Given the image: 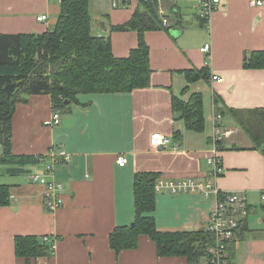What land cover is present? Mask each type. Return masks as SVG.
<instances>
[{"label":"crops","instance_id":"crops-1","mask_svg":"<svg viewBox=\"0 0 264 264\" xmlns=\"http://www.w3.org/2000/svg\"><path fill=\"white\" fill-rule=\"evenodd\" d=\"M253 1L221 0L208 27L187 0L165 1L170 26L145 32L152 68L147 87L79 94L78 102L61 110L57 125L45 124L54 111L51 95H28L16 104L13 154L45 158L18 174L0 166V183L11 185V202L0 206V264H28L16 254L18 235L50 239L49 252L33 257L30 264H191L185 255H159L157 244L147 235L140 236L136 248L117 252L110 235L118 226L133 224L136 173L155 172L167 179L208 177L215 111L223 115L224 127L233 131L221 145L224 173L215 182L222 190L243 191L247 197L260 190L261 195L262 184L255 183L254 172L246 183L244 173L258 162L251 152L254 143L239 122L244 112L264 108V68L245 64L250 52L264 50V4ZM139 7V0L118 8L111 0H90L94 30L111 37L117 57H128L139 39L135 30L115 31L112 26L129 21ZM61 9L62 0H0V33L44 32L56 24ZM42 14L47 20L37 19ZM207 43L209 53L202 52ZM202 68L208 69V77L190 82L186 71ZM212 73L223 81H212ZM195 93L203 98L200 131L187 127L182 113L173 107L174 97L187 102ZM157 132L171 138L168 148L151 144ZM61 150L71 160L58 162L53 176L45 174L48 156ZM120 155L128 158L124 166L117 163ZM36 174L42 175L37 181ZM52 179L65 190L63 205L50 211L44 193ZM214 202L213 195L164 190L156 196V226L163 232L207 230ZM248 223L247 218L229 246L228 264L263 263L248 248ZM198 264H207L206 258Z\"/></svg>","mask_w":264,"mask_h":264},{"label":"trees","instance_id":"trees-1","mask_svg":"<svg viewBox=\"0 0 264 264\" xmlns=\"http://www.w3.org/2000/svg\"><path fill=\"white\" fill-rule=\"evenodd\" d=\"M133 17L115 31L135 30L139 43L128 57H117L110 36L94 31L90 0H62V9L53 28L44 32L0 33V166L9 173L26 172V165L39 163L43 156L14 155L12 152V119L16 104L28 95L49 94L54 110H65L78 102L82 93L129 92L150 85V47L145 39L148 30L163 27L158 0H139ZM245 64L249 68H264V50L249 53ZM194 82L208 77V69L187 70ZM175 111H180L187 127H204L203 98L195 93L185 102L173 98ZM242 128L254 143L264 144V108L244 112L239 117ZM159 173L135 174L136 214L133 225L118 226L110 235L113 249L136 248L141 235L149 236L159 255H185L191 264L205 258L213 241L209 230L163 232L158 230L153 216L156 208V182ZM11 202V185L0 183V206ZM242 228L239 234L242 233ZM16 254L28 260L49 252L48 242L35 235L15 238Z\"/></svg>","mask_w":264,"mask_h":264},{"label":"built area","instance_id":"built-area-1","mask_svg":"<svg viewBox=\"0 0 264 264\" xmlns=\"http://www.w3.org/2000/svg\"><path fill=\"white\" fill-rule=\"evenodd\" d=\"M165 1L177 3L181 0H158V10L163 27H169L170 17L168 11L162 5ZM196 9L198 16L203 20L205 26H209V21L212 13L219 8L221 0H187ZM130 4V0H111V5L114 8L125 7ZM253 5H263L264 0H256ZM47 15L42 14L37 17L39 21L47 20ZM210 44H205L201 47V51L209 53ZM211 80L216 82L223 81L222 77L217 74H211ZM221 106L220 104L217 105ZM214 129L211 147V155L208 158V163L212 166L207 178L200 179L195 177H184L178 179L158 178L156 182V192L160 193L168 190L173 194L183 192H198L205 197L214 196V206L209 215L208 230L213 236V241L208 247L206 255L207 264H228L229 262V246L239 236V230L247 220L250 213V205L247 194L239 190H222L219 188L215 180L222 175L223 166L220 150L224 140L232 134V129H228L223 125V115L219 111H215ZM61 121V110H54L50 119L45 121L46 125H57ZM171 138L160 132L154 133L151 136V144L156 149H165L169 147ZM49 163L46 164L44 173L53 176L55 173V165L61 160L69 162L71 155L65 150L52 152L49 156ZM43 157L41 160H43ZM117 163L124 166L128 163V158L120 155L117 158ZM41 174L33 176L34 180H39ZM64 185L52 179L47 183L44 193V205L50 210L60 208L63 203ZM261 200L264 201V189L261 192ZM45 241H50L49 237H45ZM52 248H56V241H52Z\"/></svg>","mask_w":264,"mask_h":264},{"label":"rangeland","instance_id":"rangeland-1","mask_svg":"<svg viewBox=\"0 0 264 264\" xmlns=\"http://www.w3.org/2000/svg\"><path fill=\"white\" fill-rule=\"evenodd\" d=\"M92 7L93 12L96 13L98 10L94 5ZM93 17H96L94 13ZM54 26L55 24H52L50 28H53ZM251 152H254V159L257 160L258 164H255L256 166L252 167L251 170L249 169L250 171L244 170L246 171L244 175L248 176L246 183L249 184L251 182L250 177L254 172L255 183L259 184V182H261L262 186L260 189H264V144L259 148H253ZM248 201L252 204L253 209L251 214L249 213L250 216H248L250 233L247 234L246 242H249L248 248L252 255L258 256L259 260L264 264V201L261 200L260 190L249 192Z\"/></svg>","mask_w":264,"mask_h":264},{"label":"water","instance_id":"water-1","mask_svg":"<svg viewBox=\"0 0 264 264\" xmlns=\"http://www.w3.org/2000/svg\"><path fill=\"white\" fill-rule=\"evenodd\" d=\"M133 225V224H132Z\"/></svg>","mask_w":264,"mask_h":264}]
</instances>
